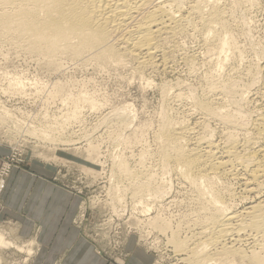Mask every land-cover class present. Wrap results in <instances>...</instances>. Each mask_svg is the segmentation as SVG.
<instances>
[{"label":"rangeland","instance_id":"374dc122","mask_svg":"<svg viewBox=\"0 0 264 264\" xmlns=\"http://www.w3.org/2000/svg\"><path fill=\"white\" fill-rule=\"evenodd\" d=\"M218 1L224 7L231 5L230 0ZM263 5L259 0L257 5L251 6L253 9L245 5L238 12L241 15L237 13L236 18L241 22L236 21L241 24L234 35L236 49L225 60L224 74L220 66L217 68V57L207 55L200 37L192 32L179 40L182 45L179 52L168 57L169 70H147L143 74L136 70L133 62H125L123 67L102 64L89 55L74 59L61 56L59 65L50 68L36 54H29L26 45L17 46L0 34V107L8 109L19 126L33 125L38 130H21L10 121L4 120L5 124L0 121V234L12 243L4 248L0 244V264H63L65 255L55 252L63 228L75 229L105 264H130L133 248L142 249L152 258L153 264H188L189 255L175 250L172 240L173 233L185 240L202 232L203 228H187L194 205L192 200L197 194L170 172L165 176L171 182L169 189L162 198L152 202L153 213L146 217L140 209L134 210L137 199L131 195L132 183L114 175L115 161L123 158L136 173L145 168L161 176L156 153L163 115L172 113L176 121L198 123L200 115L195 113L191 100L176 99L178 94L202 95L209 75L217 73L226 78L230 75L228 72L241 86L251 85L248 93L244 91L247 95L252 91L250 96L244 94L250 104L247 105L250 120L256 117L257 111L264 109V97L260 94L264 77L260 76L252 84L244 74L249 66L263 63ZM189 60L195 61L194 68L189 66ZM209 60L214 61L210 64ZM236 70L239 76L234 75ZM9 78L24 81V95L7 94ZM213 98L224 103L220 95ZM75 100H82L78 119L65 124L63 120ZM123 108L131 117V124L120 131L123 136L119 138V133L113 132L109 123L116 116L114 112L120 110L122 113ZM55 122H60L61 127L53 128ZM62 124H65L63 128ZM210 124L214 140L222 141L224 134L220 132L225 133V127L211 119L207 122L210 131ZM61 128L64 131L61 132ZM62 134L65 136L61 137ZM239 134L242 140L249 135L247 131ZM143 155H149L144 168L139 163ZM40 182L44 184L42 191L38 190ZM230 184V189L241 198L244 194L242 183L231 181ZM47 188L50 192L45 196ZM118 189L117 196L125 201L122 205L114 199L113 194ZM58 191L65 194V201L51 229L37 214L42 206L46 210L52 208V194ZM242 197L245 199L237 197L235 209L247 208L258 200L255 195L247 199L245 194ZM261 198L264 199V194ZM149 218H156L159 228L165 223L168 228L160 231ZM246 242L245 248L250 245ZM262 249L264 253V246Z\"/></svg>","mask_w":264,"mask_h":264},{"label":"bare ground","instance_id":"6f19581e","mask_svg":"<svg viewBox=\"0 0 264 264\" xmlns=\"http://www.w3.org/2000/svg\"><path fill=\"white\" fill-rule=\"evenodd\" d=\"M258 1L230 0V7H224L218 0H0V34L17 46L26 45L29 54H36L50 68L59 65L61 56L74 59L89 55L102 64L123 67L125 62H133L136 70L143 74L147 70H169L168 57L182 46L179 40L192 32L200 37L207 55L217 57H213L218 59L217 68L220 66L224 74L225 60L236 49L234 35L241 24L237 13L245 5L253 9L251 6ZM261 55L263 63L249 66L244 73L252 84L260 76L264 77V51ZM192 61L189 66L194 68L195 61ZM227 74L226 78L217 73L209 75L200 96L194 93L177 95L176 100H191L194 112L200 115L198 123L176 121L172 113H169L172 118L168 113L163 115L156 151L161 176L144 168L149 155L141 156L139 163L144 170L139 173L130 169L127 160L115 161L114 175L132 183L131 195L137 199L134 210L140 209L146 217L153 213L152 202L162 198L169 189L171 182L165 176L170 172L197 194L192 200L194 205L187 228H203L202 232H193V239L185 240L173 233L172 240L175 250L189 255L188 264H264V245L260 243L264 241V199L261 198L264 194V109L258 108L256 117L250 120L247 111L250 104L244 91L251 85L241 86L230 77L231 73ZM234 75L239 76L238 71ZM8 80L7 94H25L24 81L20 78ZM163 92L168 95L165 88ZM260 94L264 97V88ZM215 95L222 96L224 103L214 100ZM82 99L87 102L86 98ZM80 101H73L72 109L63 120L65 124L78 119ZM90 105L95 107L94 103ZM121 110L122 113L120 110L114 112L116 116L109 123L112 131L119 133V138L123 136L120 131L131 124L129 113L124 108ZM211 119L225 127V133L220 132L224 134L222 141L214 140L212 126L209 125L211 131L207 126ZM4 120L21 130L38 131L33 125L19 126L8 109L0 107L2 124L6 123ZM56 126L61 127L60 122H55L53 128ZM240 131L245 134L247 131L249 135L242 140ZM43 136L47 137L45 133ZM231 181L242 183L246 199L255 195L258 200L247 208L235 209L239 195L230 189ZM117 194H120L119 189L113 195L116 203L122 205L124 198ZM242 196L239 199H245ZM149 220L155 227L160 225L156 218ZM166 228L167 223L157 229L164 231ZM246 241L250 242L248 250L243 249ZM0 244L2 248L12 245L1 234Z\"/></svg>","mask_w":264,"mask_h":264},{"label":"crops","instance_id":"0c3cea01","mask_svg":"<svg viewBox=\"0 0 264 264\" xmlns=\"http://www.w3.org/2000/svg\"><path fill=\"white\" fill-rule=\"evenodd\" d=\"M43 186L44 184L40 182L38 190L42 191ZM48 191L50 192L47 188L46 194L44 193L45 196L49 195ZM52 195H54L52 208L46 210L45 206H42L38 209L37 214V217L40 219L43 218L44 222H47L50 228L59 216L65 201V194L62 192L58 191ZM132 248L133 247H131V249ZM133 250L134 255L130 264H153L152 258L142 249L133 248ZM55 252L65 255L63 264H105L101 258L97 256L90 244L84 240V238H81L79 233L72 228H63L61 230V234L56 242Z\"/></svg>","mask_w":264,"mask_h":264}]
</instances>
